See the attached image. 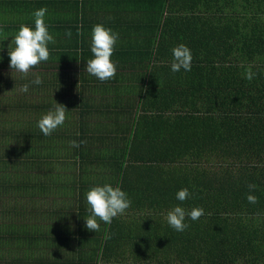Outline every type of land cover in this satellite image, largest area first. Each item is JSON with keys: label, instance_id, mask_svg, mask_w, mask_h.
<instances>
[{"label": "trees", "instance_id": "trees-1", "mask_svg": "<svg viewBox=\"0 0 264 264\" xmlns=\"http://www.w3.org/2000/svg\"><path fill=\"white\" fill-rule=\"evenodd\" d=\"M0 4L28 13H0V264H264V0ZM42 7L55 43L24 76L7 44L22 24L34 29ZM98 23L119 34L117 72L103 82L86 71ZM181 43L191 70L173 73ZM57 83L59 95L42 101ZM56 102L67 118L45 136L37 122ZM104 184L131 206L95 233L86 193ZM177 205L205 214L177 232L166 220Z\"/></svg>", "mask_w": 264, "mask_h": 264}, {"label": "clouds", "instance_id": "clouds-1", "mask_svg": "<svg viewBox=\"0 0 264 264\" xmlns=\"http://www.w3.org/2000/svg\"><path fill=\"white\" fill-rule=\"evenodd\" d=\"M46 13V7L37 9L33 13L34 29L29 25L22 24L11 41L14 47H9L8 45L9 67L24 74V76H27L41 62H46L50 59V51L47 45L55 43V39L50 34L48 26L45 23L44 18ZM65 35L71 37L72 33L68 30ZM0 36L3 37L0 41L7 39L6 34L2 31H0ZM118 39L119 34L111 28L105 27L103 24L98 23L92 28L91 52L93 53V58L87 60L86 71L102 82L115 78L117 67L110 58L113 55ZM172 55L173 59L170 67L173 73L179 72L181 69L185 71L191 70L192 54L185 44L181 43L174 47ZM254 76L255 73L249 67L245 78L251 81ZM31 83L40 85L43 83V80L39 75H36ZM20 90L27 93L29 91V84H24ZM66 110L65 105L56 102L53 110H50L38 120L37 126L40 131L45 136H50L59 126L64 124L67 118ZM80 143L83 142L72 141L71 146L79 147ZM256 187L255 184L248 185L250 191L247 194V200L249 203L255 204L258 202V197L252 194V190ZM191 196L192 193L187 187L180 189L176 193V199L181 202L189 199ZM86 200L89 205L88 211L90 215L84 217V226L89 231H94L95 233L100 230V222L111 225L114 218L123 215L131 206V200L127 193L119 186L114 187L111 184L92 187L86 193ZM204 214L202 207H194L190 212H186L182 206L177 205L167 212L166 220L171 228L177 232H183L189 227L185 223L186 217H190L192 221H197ZM105 238L110 237L106 234Z\"/></svg>", "mask_w": 264, "mask_h": 264}, {"label": "crops", "instance_id": "crops-1", "mask_svg": "<svg viewBox=\"0 0 264 264\" xmlns=\"http://www.w3.org/2000/svg\"><path fill=\"white\" fill-rule=\"evenodd\" d=\"M49 4V3H48ZM44 5V4H43ZM45 6H48V5H45ZM15 12V11H14ZM14 12H11V11H9V9L8 8H5L4 6H2V4H0V13H3V17H5V16H11V17H19V19L21 18V17H23V18H27L28 19V13H27V15H25L26 14V12H25V14H23V13H21V12H19V13H17V15H15V14H13ZM18 17H17V19H18ZM54 17V16H53ZM22 21H24L23 19H21ZM26 20V19H25ZM7 45H9L10 47H14V44H12V43H8ZM5 54H7L6 52H5ZM8 55V54H7ZM9 56V55H8ZM6 70H8L7 68H5ZM4 69V70H5ZM55 92H57V95H59V93H60V86L58 85V83L56 84V85H54L52 88H51V90L50 91H48V94H45V93H42V98H43V101H46L47 100V96L48 95H50L51 97H54L55 96Z\"/></svg>", "mask_w": 264, "mask_h": 264}, {"label": "rangeland", "instance_id": "rangeland-1", "mask_svg": "<svg viewBox=\"0 0 264 264\" xmlns=\"http://www.w3.org/2000/svg\"><path fill=\"white\" fill-rule=\"evenodd\" d=\"M57 70H58V69H56V71H57ZM7 71H8V70H6V69H5V70H4V69L1 70L2 73H5V72H7ZM0 88L3 89V87H0ZM63 90H64V89H63ZM36 96H38V94H36ZM30 99H31L30 102H31V101H32V102H38V101H37V98H35V96H34L33 94L31 95V98H30ZM41 100L43 101V98H41Z\"/></svg>", "mask_w": 264, "mask_h": 264}]
</instances>
